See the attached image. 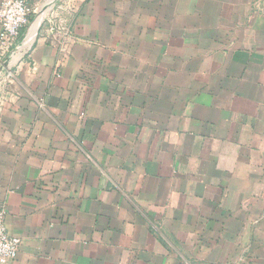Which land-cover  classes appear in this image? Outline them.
Masks as SVG:
<instances>
[{
    "label": "crops",
    "instance_id": "crops-1",
    "mask_svg": "<svg viewBox=\"0 0 264 264\" xmlns=\"http://www.w3.org/2000/svg\"><path fill=\"white\" fill-rule=\"evenodd\" d=\"M29 3L0 44L2 264H264V0Z\"/></svg>",
    "mask_w": 264,
    "mask_h": 264
},
{
    "label": "built area",
    "instance_id": "built-area-1",
    "mask_svg": "<svg viewBox=\"0 0 264 264\" xmlns=\"http://www.w3.org/2000/svg\"><path fill=\"white\" fill-rule=\"evenodd\" d=\"M29 0L0 1V44L10 47L17 42L30 22ZM6 211L0 210V264L15 259L21 249L22 239L11 235L5 225Z\"/></svg>",
    "mask_w": 264,
    "mask_h": 264
},
{
    "label": "trees",
    "instance_id": "trees-1",
    "mask_svg": "<svg viewBox=\"0 0 264 264\" xmlns=\"http://www.w3.org/2000/svg\"><path fill=\"white\" fill-rule=\"evenodd\" d=\"M23 32H24V30H23Z\"/></svg>",
    "mask_w": 264,
    "mask_h": 264
}]
</instances>
